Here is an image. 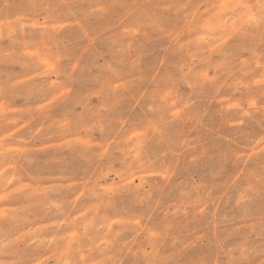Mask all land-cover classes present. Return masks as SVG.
Listing matches in <instances>:
<instances>
[{"label":"rangeland","instance_id":"1","mask_svg":"<svg viewBox=\"0 0 264 264\" xmlns=\"http://www.w3.org/2000/svg\"><path fill=\"white\" fill-rule=\"evenodd\" d=\"M236 2L0 0V264L264 260V25L236 19L264 8Z\"/></svg>","mask_w":264,"mask_h":264},{"label":"clouds","instance_id":"2","mask_svg":"<svg viewBox=\"0 0 264 264\" xmlns=\"http://www.w3.org/2000/svg\"><path fill=\"white\" fill-rule=\"evenodd\" d=\"M257 2L260 4L261 8H264V0H257ZM235 7H237L236 0H220L218 9L223 12L225 10H232ZM245 8L247 11L241 13L237 16V20H243L244 23L251 22L252 24H255L256 26L264 25V15H261L260 17H257L255 13L251 11L250 6L245 5ZM205 11H209L206 9ZM236 20L233 21V25H235ZM51 103V102H49ZM131 160L133 163L138 161L137 156H131ZM131 166V165H130ZM81 260H83V257H81ZM64 264H70L69 261H65ZM149 264H165V262H157V261H150ZM260 264H264V260L260 262Z\"/></svg>","mask_w":264,"mask_h":264}]
</instances>
